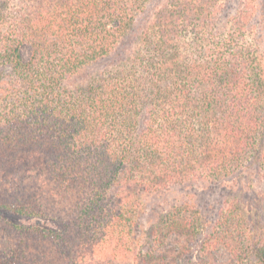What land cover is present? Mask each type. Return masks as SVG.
Listing matches in <instances>:
<instances>
[{"label": "trees", "instance_id": "obj_1", "mask_svg": "<svg viewBox=\"0 0 264 264\" xmlns=\"http://www.w3.org/2000/svg\"><path fill=\"white\" fill-rule=\"evenodd\" d=\"M254 14L242 0H0V264H264L242 197L214 219L175 199L143 222L150 195L264 168Z\"/></svg>", "mask_w": 264, "mask_h": 264}, {"label": "rangeland", "instance_id": "obj_2", "mask_svg": "<svg viewBox=\"0 0 264 264\" xmlns=\"http://www.w3.org/2000/svg\"><path fill=\"white\" fill-rule=\"evenodd\" d=\"M255 7L256 21V38L259 39L260 50L264 53V0H242ZM25 57L30 53V47L23 48ZM104 62V61H102ZM102 64L95 65L94 69L100 68ZM241 188L243 191L240 192ZM232 192V194H231ZM242 197L247 200L250 205H253L254 218L253 224L256 222V227H263L264 232V168L257 170L255 167H250L245 173L227 185H212L207 183H196L191 186L175 187L171 190L162 193L150 195L146 201V211L143 214V222L150 224L154 218L156 210L168 208L175 199L187 200L196 202L198 207L204 212L206 217L214 219L218 217L221 209L222 200L231 197ZM229 201V200H225ZM143 241V240H142ZM197 255V254H196ZM197 260L196 257L191 262L182 260L181 264H193ZM221 259L216 264H222Z\"/></svg>", "mask_w": 264, "mask_h": 264}]
</instances>
